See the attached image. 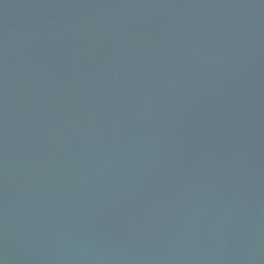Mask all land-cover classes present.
I'll return each instance as SVG.
<instances>
[{
  "label": "water",
  "instance_id": "water-1",
  "mask_svg": "<svg viewBox=\"0 0 264 264\" xmlns=\"http://www.w3.org/2000/svg\"><path fill=\"white\" fill-rule=\"evenodd\" d=\"M0 264H264V0H0Z\"/></svg>",
  "mask_w": 264,
  "mask_h": 264
}]
</instances>
